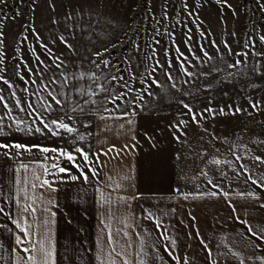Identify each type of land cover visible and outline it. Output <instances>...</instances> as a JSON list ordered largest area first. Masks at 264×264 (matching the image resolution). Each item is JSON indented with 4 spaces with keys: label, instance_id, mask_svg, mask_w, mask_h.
Returning a JSON list of instances; mask_svg holds the SVG:
<instances>
[{
    "label": "snow or ice",
    "instance_id": "obj_1",
    "mask_svg": "<svg viewBox=\"0 0 264 264\" xmlns=\"http://www.w3.org/2000/svg\"><path fill=\"white\" fill-rule=\"evenodd\" d=\"M23 2L24 0H21V3ZM206 3H209V0H179V4L172 14H170L172 6L169 3H164L160 9L162 18L168 17L172 23L183 26L187 30L189 38L193 35L192 27L189 25L195 22L194 26L199 34L208 38L217 50L216 55L213 56L209 48L200 42L199 48L202 50V55H197L193 45L188 43L187 48L191 51L186 53L176 42V32H171L175 51L179 53L175 59L180 69L183 70L181 77L183 84L192 82L188 78L197 76L211 78L214 73L221 71H225L224 79L232 76L233 73L235 76H254L256 73L264 75V63L253 61L245 65L241 59V57L250 56V53L257 52L255 47L257 39L261 45H264V29L256 33L255 38L250 39L243 48L237 51L229 42L227 33L221 43L214 36H209L211 28L206 30L202 26L205 20L196 9H201ZM219 3L235 12V6L230 3V0H219ZM0 5L4 6L0 7V69H2L0 82L10 86L7 93L3 88H0V165L4 166V172L8 175L6 184L0 186V217L4 218L0 220V229L11 233L14 239V244H6L3 239H0V253H2L0 254V264H59L55 228L60 207L59 196L63 186L71 185L73 182L93 186L102 207L100 214L103 217V223L100 234L96 237V248L94 250L87 249L93 257L87 264H150L145 236L141 235L140 231L135 233L139 237L138 247H136L132 240V233L126 229H114L112 224L118 217L123 220L124 224L132 223L131 214L126 211L128 203L143 197V193L136 190L135 180L138 168L155 165L162 159V157L158 159L150 152L141 153L144 141L137 134L138 109L147 111L146 97L153 95L150 81L163 88L162 82L157 78V73L164 70L165 77L173 88L178 89L187 97L192 96L191 92H183L182 84L166 67V65H173L172 53L166 50L164 63H161L158 53L155 52V44L153 53L145 54L153 55L155 64H152L143 75L139 76L138 79L142 87H136L137 74L135 72L130 73L129 79L125 81L123 73L115 71L113 74V71H105V69L113 68L108 48L94 51L89 59V63L93 67L85 70L83 66L78 67L74 59L65 56L64 52L56 47L57 41H59L65 46L68 53H77V47L72 41V37L76 35L73 28L76 26V16L82 15V11L76 13L74 8L69 7L64 10L63 15L49 16L48 22L56 27L67 24L70 20L72 27L64 28L54 36L49 33L46 39L39 26L34 22L39 0H27V9L32 19L27 23H22L20 30L13 34L12 54H9L7 29L10 20L15 17L5 15L7 0H0ZM259 6L264 8V0H259ZM48 7L55 12L57 9L55 0H49ZM15 11L19 16H23V8L18 7ZM150 15L155 16L156 13L152 12ZM221 19L224 26L227 27V19ZM80 26L88 27L85 24ZM163 31H168V29L165 28ZM231 35L236 36L237 34L233 31ZM155 39L153 37V40ZM29 41L31 42L29 43ZM38 48L43 49V54L38 51ZM27 50H31L34 54L36 64L30 63L33 57L26 58ZM189 55L201 65L207 63L208 70L191 71L189 65L193 67L195 65L193 60L185 59ZM229 55L233 60L232 63H226V58ZM259 57L264 59V51L259 52ZM70 68L75 70L70 73ZM226 69H231L232 72H227ZM45 72L48 73L47 77H45ZM11 73H14L23 82L22 88L17 87ZM84 79L90 82L87 87L89 99L77 102L75 95L70 97L68 88L71 85L69 82L75 83ZM41 80L47 82L40 83L39 87H34ZM248 86L259 87V85L250 82ZM201 88L211 90L213 84L205 82ZM73 91L79 93L81 97L85 94L84 87L74 88ZM21 93L24 94L23 97ZM223 94L227 95L226 92ZM246 98L255 112L264 110V98L254 99L252 96ZM178 102L184 110H187L188 119L184 118L185 111L181 110L176 113V119H173L167 127L171 130L173 139L182 143H187L185 138L188 136V132L186 129L190 124H194L208 133L209 143L221 139L228 142L229 137L218 136L206 125L209 122H214L218 115H235L247 111L237 102L229 103L227 107L224 104L216 106L211 101L207 106L201 105L198 101L189 102L188 99H179ZM21 113L24 115L22 116ZM86 113L93 114L95 119L86 118ZM121 118H126V121ZM81 128L84 130L81 131ZM93 128L95 131L91 130ZM109 132H114L119 136L122 143H113L108 138ZM37 133L44 138L50 134L60 142L58 144L33 143L32 137ZM143 136L153 148L157 147L155 137L149 132L144 131ZM255 139L257 145H264V140L259 137ZM243 147L245 148L244 156H250L254 161H259L261 167H264V155L250 153L247 144H244ZM202 151L205 155H209V159L201 176L213 185V189L188 192L177 187L175 195L167 197L168 199L231 197L233 193L226 191L221 184L215 183V178L211 175L208 165H224L225 167L230 165L231 168L241 173L235 178L236 180H240L244 174H247L244 183L251 181L259 186V189L264 190V175H254L250 166L247 165L241 172L236 163V161L243 163L239 154L234 153L235 159L227 160L222 159L219 155H210L208 148H203ZM216 151L218 152L219 149ZM36 153H39L40 158H32ZM126 156L130 163L123 168L117 165V178L113 179L111 170L108 168L109 162L114 158L122 161ZM175 156L180 158L181 153L176 152ZM220 175L224 176L226 172L221 171ZM101 176L105 179L102 180ZM106 183L107 188L115 189L117 203L120 205L118 209L114 210L113 193L105 190ZM84 190L81 187L80 191ZM129 191H131L130 195ZM235 194L242 198H252L260 206H264V195L260 191L255 189L237 190ZM227 203L233 209L234 214L238 212L232 199H228ZM176 211L177 209H172V212ZM187 211L191 219L196 220L192 210L188 209ZM147 216L155 221L157 229L161 228L162 221L159 215H154L153 211L149 209ZM235 219L242 221L247 226L248 232L241 233L238 239L242 248L251 251V255L246 256L244 251L238 249L228 239H224L226 234H223L222 239L227 250L214 251L211 243L203 235H199L200 229L197 226L198 238L203 243L206 256L209 258L206 264H229L227 259L229 256H234L239 264H264V227L253 225L249 219H244L238 214L235 215ZM220 222L223 223L222 220ZM132 227H136L135 223H132ZM141 231L147 232L148 229L143 228ZM118 232L122 233L119 237L116 235ZM165 232L166 230L160 231L158 235L164 236L166 240H171V247L167 243H164L163 247L168 250L174 264H185L190 261L192 258L187 253L181 255L174 251L178 246L177 240L173 236L166 235ZM191 234L188 233V235ZM253 236L257 239H252ZM151 248L156 249L155 254L159 255L160 249L154 243L151 244ZM257 251L260 252L259 255H257ZM160 259L161 264H171V262L164 261L163 257ZM151 264H155V261H152Z\"/></svg>",
    "mask_w": 264,
    "mask_h": 264
},
{
    "label": "rangeland",
    "instance_id": "obj_2",
    "mask_svg": "<svg viewBox=\"0 0 264 264\" xmlns=\"http://www.w3.org/2000/svg\"><path fill=\"white\" fill-rule=\"evenodd\" d=\"M55 2L57 9L53 12L48 7L49 0H39L34 22L47 39L49 33L54 36L64 28L72 27L71 20L67 24L56 27L48 22L49 16L63 15L64 10L69 7L74 8L76 13L82 11V15L76 16V26L73 28L76 35L72 37V41L77 47V53H68L65 46L59 41L56 45L60 51L64 52L65 56L74 59L78 67L83 66L85 70L92 69L93 66L89 63L92 53L102 48H108L113 68L105 69V71H113V74H115V71H119L124 74L125 81L129 79L130 73L135 72L137 74L136 87H142L138 79L139 76L143 75L145 70L152 64H155L153 55L145 54L153 53V45L155 44V52L158 53L161 63H164L166 50L172 53L173 65H166V67L172 71L176 80L182 84L183 92H191L192 96L187 97L178 89L173 88L165 77L164 70H160L157 73V78L162 82L163 88L150 81L153 95L146 97L148 101L147 111L171 112L176 116L177 112L184 110L178 102L179 99H188L189 102L198 101L204 106H207L210 101L214 102L216 106L224 104L226 107L229 103L237 102L247 110L244 113L235 115H218L214 122H209L206 125L210 130L215 131L218 136L229 137L228 142L221 139L209 143L208 133L194 124L188 126L186 129L188 136L185 138L187 143L177 142V150L181 153L180 158H178V177L183 190L210 191L213 189V185L201 176V172L209 159V155L203 153V148H208L210 155H219L222 159L227 160H234L233 154L237 153L243 161V163L236 161L241 172L243 167L247 165L250 166L254 175H264V167L260 166L259 161H254L250 156L243 155L245 151L244 144L248 145L250 153L264 155V145H257L255 139L259 137L264 140V110L255 112L246 98L247 96H252L254 99L264 98V75L256 73L254 76H235L233 73L232 76L224 79L225 71H221L220 73H214L211 78L203 76L188 78L192 82L183 84L181 79L183 70L180 69L175 59L179 56V53L175 51L171 32H176V42L180 44L181 50L186 53L191 51L187 48L188 43L193 45L197 55H202V50L199 48L200 42H203L209 48L213 56L216 55L217 50L208 38L199 34L194 26L195 22L189 25L193 30V35L189 38L187 30L183 26L172 23L168 17L162 18L160 9L164 3H169L172 6L170 8V14H172L175 12L179 0H151V3H149V0H55ZM230 3L235 6V12L227 6L221 5L219 0H209V3H206L201 9H196V11H199L205 20L202 26L206 30L211 28L212 31L209 36H214L218 42L222 43L225 33H227L229 42L232 43L234 49L239 51L250 39L256 37V33L264 29V8L259 6V0H230ZM0 7L4 6L0 5ZM18 7L24 9L22 17L15 11ZM152 12H155L156 15H150ZM178 14L184 15L185 13ZM5 15L15 17L8 23L7 29L8 51L9 54H12L13 34L20 30L22 23H27L32 19L27 9V0H24L23 3H21V0H7ZM221 18L227 19V27L224 26ZM81 24L88 25V27L82 28ZM165 28L168 31H163ZM233 31L237 34L236 36L231 35ZM65 34L67 35L66 32ZM153 37L156 39L153 40ZM255 47L257 49L256 53H250L248 57H241L245 65L253 61L264 63V59L259 57V52L264 51V45H261L257 39ZM38 51L43 54L42 48H38ZM44 55L46 56V54ZM25 56L26 58L33 57L30 63H37L31 50H27ZM185 59L193 60L195 67L189 65L191 71L203 72L209 68L207 63L201 65L190 55L186 56ZM232 62L231 55H229L226 58V63ZM224 67L226 68V64ZM74 70L70 68L69 72L71 73ZM226 70L232 72L231 69ZM36 71L39 72L40 70ZM11 76L17 87L22 88L23 82L14 73H11ZM47 76L48 73L45 72V77ZM44 82L47 81L41 80L34 87H39L40 83ZM205 82L212 83L213 88L203 90L201 85ZM249 82L257 84L259 87H249ZM89 83L87 79L78 80L75 83L70 81L71 87L68 88L70 97L75 95L77 102L88 100L87 87ZM9 87L4 82H0V88H3L5 93L8 92ZM78 87L85 88L83 97L73 91L74 88ZM225 92L227 95L223 94ZM21 95L23 97L24 94L21 93ZM97 98L99 99V97ZM9 99L11 100V97ZM69 103H71V100H69ZM36 106L39 108L38 105ZM93 107H96V105H93ZM138 111L144 110L138 109ZM184 111V118L188 119L187 110ZM21 115L24 114L21 113ZM19 135L23 136L24 134ZM32 142L58 144L60 141L50 134L47 138H44L37 133L32 137ZM216 149H219V151L217 152ZM35 156H39V153H36ZM208 167L211 175L215 178V183L221 184L226 191L237 192V190L255 189L264 192L251 181L244 183L247 174H244L240 180H236L235 178L240 176L241 173L231 168L230 165L227 167L224 165H208ZM221 171L226 172V175L221 176Z\"/></svg>",
    "mask_w": 264,
    "mask_h": 264
},
{
    "label": "crops",
    "instance_id": "obj_3",
    "mask_svg": "<svg viewBox=\"0 0 264 264\" xmlns=\"http://www.w3.org/2000/svg\"><path fill=\"white\" fill-rule=\"evenodd\" d=\"M137 134L144 141L141 147V153H153L159 159H162L155 165H145L138 168L136 175V190L143 193L142 198L128 203L127 212L131 214V221L136 227H132V223L124 224L123 220L118 217L113 222V228L126 229L132 233V240L138 247L139 237L135 235L140 231L145 236V244L149 253L150 264H161L160 257L166 262L174 264L172 257L167 249L163 247L164 243L171 247V240H166L164 236L158 235V232L165 231L168 236H173L177 240V248L174 251L181 255L187 253L190 261L185 264H206L209 259L205 253V247L198 238L196 232L199 226L200 233L208 240L214 248V251L227 250V246L223 243L224 239H228L238 249L244 251L246 256L251 255V251L242 248L239 243L241 233H247L248 229L242 221L236 220L235 215L238 214L244 219H249L253 225L264 227V206H260L257 201L252 198H242L231 192V197H199L191 200H185L183 197L177 199H168L167 197L175 195V190L179 187L182 191L178 177V158L175 156L177 150V141L173 139L171 130L167 127L173 119H176L174 113L165 111H138ZM86 118L95 119L91 113H86ZM126 121V118H121ZM84 129L81 128V131ZM95 131V129H91ZM147 131L155 137L157 147L153 148L151 143L143 136V132ZM108 138L117 144L122 141L114 132L108 133ZM32 158H40L35 156ZM130 163L126 156L124 160L114 158L109 162L108 168L111 170L113 179L117 178V165L123 168ZM8 179V175L4 172V166L0 165V186H4ZM101 179H105L101 176ZM81 187L85 190L80 191ZM105 190L113 193L112 205L118 209L120 205L117 203V195L115 189L107 188ZM196 192V191H188ZM230 192V191H229ZM262 195L264 192L260 191ZM131 194V191L128 192ZM78 197V198H77ZM228 199H232L236 204L238 212L234 214L233 209L227 203ZM60 207L58 210L56 228V238L58 247L59 264H87L92 260V255L87 249L96 248V237L100 234V228L103 223L101 216V203L95 194V189L91 185H82L73 182L71 185L63 186V190L59 196ZM151 209L154 215H159L162 225L160 229L156 228L154 220L147 216V210ZM172 209H177L172 212ZM188 209L192 210L196 220H192L188 214ZM143 214V215H142ZM29 215H31L29 213ZM183 217V219H181ZM232 217V219H229ZM0 217V220H3ZM223 221L221 223L220 221ZM10 223V222H9ZM147 228L144 232L141 229ZM188 233H192L188 235ZM119 237L122 233L118 232ZM251 236V234L249 233ZM257 239L256 237H251ZM0 239L6 244H14L12 234L4 229H0ZM155 244L160 249L159 255H156V249L151 248V244ZM2 254V253H0ZM131 254V253H130ZM260 252L257 251V255ZM229 264H239L234 256L227 257Z\"/></svg>",
    "mask_w": 264,
    "mask_h": 264
}]
</instances>
